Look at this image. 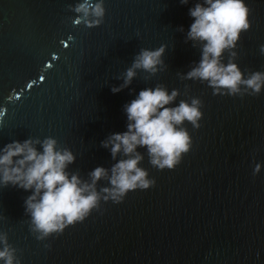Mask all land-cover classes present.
<instances>
[{
  "label": "water",
  "instance_id": "1",
  "mask_svg": "<svg viewBox=\"0 0 264 264\" xmlns=\"http://www.w3.org/2000/svg\"><path fill=\"white\" fill-rule=\"evenodd\" d=\"M78 2L0 0V150L52 137L76 156L69 171L87 179L116 162L101 142L127 131L124 106L141 90L177 89L176 105L199 98L204 118L198 130L186 125L193 147L175 170L152 167L139 149L154 188L130 192L121 204L102 203L83 223L43 242L26 215L32 193L0 187V232L21 264H264V91L216 96L204 83L180 79L201 59L185 42L194 22L189 9L199 0H104V23L93 29L74 25L69 8ZM245 2L252 27L236 63L247 76L264 72V0ZM161 46L167 69L147 81L139 72L113 94L140 49ZM256 164L261 171L253 175Z\"/></svg>",
  "mask_w": 264,
  "mask_h": 264
},
{
  "label": "clouds",
  "instance_id": "2",
  "mask_svg": "<svg viewBox=\"0 0 264 264\" xmlns=\"http://www.w3.org/2000/svg\"><path fill=\"white\" fill-rule=\"evenodd\" d=\"M180 2L187 5L190 0ZM69 10L76 14L74 25L88 29L100 27L106 16L104 0H80ZM189 15L194 22L185 42L199 49L201 59L186 74L178 73L180 79L204 83L216 96H259L264 91V72L249 71L245 76L236 63L242 36L252 27V10L245 0H199L189 9ZM178 30L184 31L183 27ZM166 51L167 46L140 49L131 66L117 78L123 83L111 88L113 94L129 88L139 72L147 74V81L166 70ZM259 51L264 55V44ZM180 95L179 90L169 92L163 84L141 90L124 106L127 131L110 134L101 142L116 162L110 168L96 167L87 179L79 171H69L77 158L55 138H29L4 146L0 150V187L32 193L25 200V210L34 237L43 242L62 235L70 226L83 223L93 211H100L102 203L121 204L130 192L154 188L156 180L141 167L145 155L139 149L146 150L152 167L175 170L193 147L186 125L198 130L204 118L201 99H181L176 105ZM260 171L261 165L256 164L253 175ZM102 181L107 186L100 187ZM17 253L8 234L0 232V262L21 264Z\"/></svg>",
  "mask_w": 264,
  "mask_h": 264
}]
</instances>
